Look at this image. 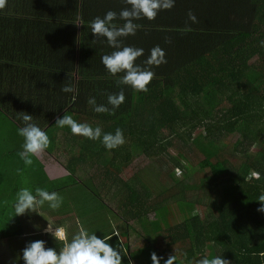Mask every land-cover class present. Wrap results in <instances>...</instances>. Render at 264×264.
<instances>
[{
  "label": "trees",
  "instance_id": "trees-1",
  "mask_svg": "<svg viewBox=\"0 0 264 264\" xmlns=\"http://www.w3.org/2000/svg\"><path fill=\"white\" fill-rule=\"evenodd\" d=\"M217 2L185 5L174 28L152 0H0V120L22 139L10 153L36 138L52 153L48 142L68 138L80 150L72 180L78 166L102 173L97 187L76 182L86 212L103 210L101 238L143 236L146 264H264V0ZM173 142L204 157L196 171L209 176L191 199L181 183L152 192L119 180L141 155L178 182L180 161L166 173Z\"/></svg>",
  "mask_w": 264,
  "mask_h": 264
},
{
  "label": "crops",
  "instance_id": "crops-1",
  "mask_svg": "<svg viewBox=\"0 0 264 264\" xmlns=\"http://www.w3.org/2000/svg\"><path fill=\"white\" fill-rule=\"evenodd\" d=\"M152 1L164 2L158 23L163 21L174 28L182 19L187 4L202 3L213 9H220L221 5L217 0ZM149 6L153 13L155 6L151 1ZM52 143L46 145L52 153L46 152L36 138L29 153L18 151L12 154L15 158L9 159L7 155L11 153L7 152L3 157L0 166V229L3 234L14 236L0 240V264H146L140 255L145 248L143 236H134L131 230L126 237L116 236L119 233L114 229L111 237L116 236L118 244L114 239L108 243L101 238L100 227L95 223L101 221L103 210H93L91 216L82 206L84 202L80 201L79 195L84 194L83 188L76 182H89L88 185L97 187L96 177L102 173L91 171L90 165L78 166L73 181L65 167L80 150L72 153L69 139L63 134H58L57 142ZM18 144L19 140H15V145ZM134 157L121 171L119 180L129 183L132 188H140L148 178L147 172L143 175L139 169L137 177L124 178L131 166H135ZM12 162H15L14 167H11ZM112 195V192L101 193L104 204L111 210L116 205ZM117 225L116 221L113 228Z\"/></svg>",
  "mask_w": 264,
  "mask_h": 264
},
{
  "label": "rangeland",
  "instance_id": "rangeland-1",
  "mask_svg": "<svg viewBox=\"0 0 264 264\" xmlns=\"http://www.w3.org/2000/svg\"><path fill=\"white\" fill-rule=\"evenodd\" d=\"M15 139H17L14 134L11 131V128L7 127L4 123L2 124L1 120H0V166L2 165V160L5 158V154L7 152H12L15 148H19L20 147V139H19V145L15 146ZM236 139L233 137H229L226 140H222V143H218L214 146H216L217 149L221 150H228L229 152L231 151L232 148V144L235 143ZM211 145V146H210ZM210 145L208 144H204L203 149L204 150H209V148H211L213 146V144L211 143ZM22 147H25L26 144L23 143L21 144ZM200 148V146H199ZM199 148L194 147V146H189V147H182L180 142H173L172 146L169 147L168 151H167V157L165 156V160L167 161V172H169V170L171 171L172 169H174L173 162L170 161L171 158L172 159H177L178 161L181 162L182 168H183V172L178 171L175 172L173 171V175L174 178L173 180H176L178 182H174L171 181L167 178V174H166V178H165V168L163 169V172L158 171L156 172V170L154 169V167H151L150 165V160L147 159L145 156H135L134 159V165H132V169H129V173L124 175L125 179H132V177H137V170H142L143 175L147 172L148 173V178L147 180H149V184H151L150 190L152 192H158L159 189H162L164 191L169 190L172 188H175L174 191H178L180 190L179 187H177V183H181L182 187L185 191V193L188 195V198H190L189 196L192 195L193 192V188L198 186V182L199 180L201 181L202 179L206 178L209 176L208 171L205 172H199L196 171V165H199L200 162L204 159L202 152L199 150ZM28 152V151H27ZM178 152L181 153L182 157L179 156ZM10 156V157H9ZM4 157V158H3ZM7 157H9V159L15 158L12 156L11 154H8ZM13 165H11V167H14L15 162H12ZM150 166V169H149ZM7 171H10L9 167H7ZM186 174V176H185ZM141 176V174H140ZM185 176V178L183 179V177ZM147 182V184H148ZM85 185H88L89 182H84ZM146 184V183H145ZM192 187L190 191H187V188ZM191 192V193H190ZM219 198V196L216 195H211V199H217ZM191 199V198H190ZM195 213L197 215H199L200 217L203 216V209L198 207L196 208ZM175 214L177 215L176 218L171 219V216L169 217V225L173 226V224L175 223V221L177 222L178 219H181V215L180 213H177V211L175 210ZM153 216L151 215V218ZM113 227V224H112ZM123 228V227H122ZM114 231V230H113ZM139 237V235H138ZM123 240V239H122ZM125 242V240H123ZM110 243V241L108 242Z\"/></svg>",
  "mask_w": 264,
  "mask_h": 264
},
{
  "label": "built area",
  "instance_id": "built-area-1",
  "mask_svg": "<svg viewBox=\"0 0 264 264\" xmlns=\"http://www.w3.org/2000/svg\"><path fill=\"white\" fill-rule=\"evenodd\" d=\"M59 232V231H58Z\"/></svg>",
  "mask_w": 264,
  "mask_h": 264
}]
</instances>
